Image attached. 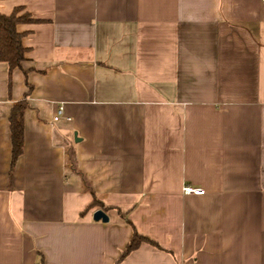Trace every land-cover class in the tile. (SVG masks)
<instances>
[{"label":"crops","instance_id":"crops-1","mask_svg":"<svg viewBox=\"0 0 264 264\" xmlns=\"http://www.w3.org/2000/svg\"><path fill=\"white\" fill-rule=\"evenodd\" d=\"M16 8L36 20L10 86L0 61V264H264V1ZM119 210L159 247L120 258Z\"/></svg>","mask_w":264,"mask_h":264},{"label":"trees","instance_id":"trees-1","mask_svg":"<svg viewBox=\"0 0 264 264\" xmlns=\"http://www.w3.org/2000/svg\"><path fill=\"white\" fill-rule=\"evenodd\" d=\"M20 10V8H16L12 13L8 15L0 13V61H3L8 65L9 86L11 84V72L14 68H19L21 66V63L24 60L25 52V48L21 43L23 33L17 31L16 25L19 23L32 22L36 20L33 19L31 17V14L28 12H24L18 15V12ZM22 110V106L17 105L13 107L9 116L12 136L13 160H15V158L19 155L22 148ZM97 204L104 210L108 209V207L103 205L101 202L97 201L96 198H93L89 207ZM118 212L133 228L131 239L123 250V252L121 253L120 258L127 255L130 251L135 249L142 242L159 247V245L153 240L138 233L131 221L127 219L120 210Z\"/></svg>","mask_w":264,"mask_h":264},{"label":"built area","instance_id":"built-area-1","mask_svg":"<svg viewBox=\"0 0 264 264\" xmlns=\"http://www.w3.org/2000/svg\"><path fill=\"white\" fill-rule=\"evenodd\" d=\"M264 1V0H262ZM63 116V107L59 106L55 114L53 115V121H58ZM182 191L185 194H202L204 193L203 188L191 185V184H185L182 187Z\"/></svg>","mask_w":264,"mask_h":264},{"label":"water","instance_id":"water-1","mask_svg":"<svg viewBox=\"0 0 264 264\" xmlns=\"http://www.w3.org/2000/svg\"><path fill=\"white\" fill-rule=\"evenodd\" d=\"M93 219L95 220L101 219L102 221H107L108 217L103 210L98 209L93 213Z\"/></svg>","mask_w":264,"mask_h":264}]
</instances>
